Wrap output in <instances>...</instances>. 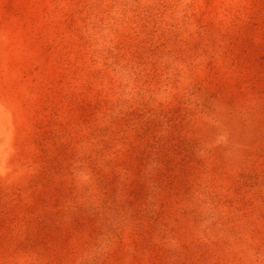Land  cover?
I'll return each mask as SVG.
<instances>
[{"label":"rangeland","instance_id":"374dc122","mask_svg":"<svg viewBox=\"0 0 264 264\" xmlns=\"http://www.w3.org/2000/svg\"><path fill=\"white\" fill-rule=\"evenodd\" d=\"M0 264H264V0H0Z\"/></svg>","mask_w":264,"mask_h":264}]
</instances>
